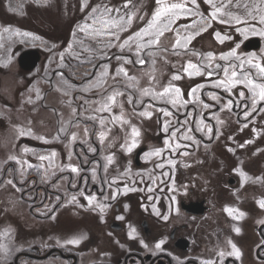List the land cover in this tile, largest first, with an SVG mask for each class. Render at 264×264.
I'll list each match as a JSON object with an SVG mask.
<instances>
[{"label": "rangeland", "instance_id": "374dc122", "mask_svg": "<svg viewBox=\"0 0 264 264\" xmlns=\"http://www.w3.org/2000/svg\"><path fill=\"white\" fill-rule=\"evenodd\" d=\"M173 3L186 9L160 17L149 28L157 10ZM105 7L118 11L105 12ZM216 8L220 11L213 20ZM262 16L264 0H197L195 5L190 0H0V264H13L15 254L25 247L31 258L51 246L69 248L81 253L79 264L121 259L131 252L132 242L143 248L136 243L139 235L128 228L105 234L101 226L111 221L109 211L100 210L105 216L99 217L91 208L95 199L90 202L77 192L81 174L97 183L98 166L111 185L109 198L117 199L116 189L122 190L119 202L132 198L133 204H126L130 225L136 220V204L141 208L145 198L163 196L158 192L163 184L164 198L150 202L161 203L159 213L169 228L175 222L167 215L170 190L177 188L183 197L192 188L198 198L207 197L211 213L195 220L205 224L210 242L198 236L196 250L198 255L219 256L221 195L227 179H247L250 187L244 197L253 201L255 186L264 198V110L253 111L264 109V101L252 105L248 88L228 84L233 70L237 78L249 72L256 79L253 65L264 66V36L258 34L264 31ZM251 38L260 39L261 47L245 52L243 45ZM233 49L239 60L228 56ZM27 50L40 53L38 67L28 73L16 61ZM189 62L198 73L184 71ZM67 73L77 77L78 84ZM174 75L180 78L172 79ZM165 88L169 92L160 96ZM164 111L171 115L164 116ZM145 112L150 117L141 115ZM141 148L145 152L138 168L134 156ZM157 150L160 155H150ZM160 165L180 170L166 175ZM15 181L26 183L24 190L33 188L23 200ZM67 184L74 192L66 190ZM46 189L64 197L55 212L58 196H48L41 207ZM32 205L37 216L31 214ZM242 213V230L252 232L251 218ZM92 236L101 241L95 247L87 244ZM31 242L38 246H29ZM19 261L67 264L56 258Z\"/></svg>", "mask_w": 264, "mask_h": 264}, {"label": "flooded vegetation", "instance_id": "af4514ba", "mask_svg": "<svg viewBox=\"0 0 264 264\" xmlns=\"http://www.w3.org/2000/svg\"><path fill=\"white\" fill-rule=\"evenodd\" d=\"M140 165L136 166L140 168ZM89 167L90 166H88V168ZM82 168L85 169L81 166V169ZM163 169H165L164 171L166 175L168 173L176 175V173L180 170L179 166H163L162 171ZM101 170V166H98L97 175L99 178L97 183L91 182V178H88L89 175L81 174L80 180L77 183V192H81L86 199L94 197L95 204L94 206L91 205V208L93 212H98L99 217L103 214L100 210L105 213L109 211L107 214H109L111 221L109 219L110 222L101 226V229L105 234L111 235V232H122L128 228V232H133L139 235L140 242L136 243L143 248L140 249L135 247V244L132 242V244H130L131 252H129V254H125L123 258L117 259L116 261L98 260L92 264H264V208L259 206V202L264 201V198L260 197V194H258L259 189L254 188L255 186L252 187L253 192L256 193V195H252L253 201H250L248 197V199L244 197V193L249 192L248 188L250 187L247 179H227L225 186H223L224 188H222L224 192V194L222 193L221 195L222 198L224 197L222 217L224 220H222V247L220 253H223V255L215 256L213 258L207 254L198 255V251L196 250L198 236L204 237V243L210 242L206 239L207 231L205 224H196L195 220L200 219L197 217H203L211 213L212 206H210L207 197L198 198L195 190L192 188H189L183 197H180V192L177 188L170 190V194L166 195L168 199L165 201L167 202V215L171 217L170 219H174L175 222L174 225L169 228L168 226H165L168 225V223L163 222L164 219L159 213L160 210H163L161 203L160 205L154 203L159 202L158 197L164 198L165 186L163 184L161 189L158 190V192H163V196H161V193H158L155 196V200H150L149 198L147 200L145 198L144 202L141 204V208L140 205L136 204L137 207H134L135 215H137L135 218L136 220L130 225V220L126 218V214L130 213L129 207H127L126 204L129 205L132 198L129 197L128 199L119 202L117 199L121 198L122 190L120 189H116L117 199L113 197L109 198L111 185L105 183L106 181L103 179V176H101ZM85 178V184H83V180ZM28 180L31 182L32 178L30 177ZM69 180L70 182L73 181L71 179ZM25 184L26 183L19 184L15 181L16 188L21 191L20 199L22 200L25 193L33 189L30 187L29 189L24 190ZM66 190L74 192L70 189V184H67ZM229 190L233 192L231 195L228 194ZM43 195L44 199L41 207L48 203V196H58L57 198H59V200L52 207V212L58 210L64 203V197H61L59 193H54L50 189L43 190ZM228 195L229 198H227ZM86 199H82L83 202L87 201ZM229 199L231 200L228 202ZM34 201H36V199L33 200V202ZM150 201L154 202L152 203ZM34 207L35 206L32 205L30 207V211L33 216H37L33 214ZM86 208L87 207L85 205L81 207L80 210L83 211ZM226 208L233 209V214L229 215L228 212L225 211ZM236 208H238V210L241 208V211L235 210ZM243 211L247 214L249 219L251 218V220H249L250 223L248 228H252V232L248 233L242 230L245 226L244 223L246 215H243V217L240 218L239 214ZM103 216L105 215L103 214ZM233 217L239 218L234 219ZM235 228H241L240 232H235ZM88 233L89 235H93L92 231H88ZM80 234L81 233H79V235ZM141 234L142 239L140 236ZM207 238L211 240V236L207 235ZM128 240L132 241V237L128 238ZM99 241L92 236L87 240V244H90L88 245L90 247H95ZM150 241L152 243H150ZM229 241H231V243H229ZM32 242L29 246H38ZM158 243H160L159 248L156 247ZM233 245H235L236 249L240 252V256L238 258L234 254L230 255V253L233 252ZM28 250L29 249L27 247L19 250L15 254L12 263L20 264L19 260L21 258H30L33 260L41 259L42 261L56 258L66 262L67 264H79V256L81 254L80 252H73V250L69 248L51 246L48 250H46L44 255L31 258L29 254L25 253V251ZM88 250H90V248H88Z\"/></svg>", "mask_w": 264, "mask_h": 264}, {"label": "snow or ice", "instance_id": "6c2138e0", "mask_svg": "<svg viewBox=\"0 0 264 264\" xmlns=\"http://www.w3.org/2000/svg\"><path fill=\"white\" fill-rule=\"evenodd\" d=\"M190 2L193 5H195L196 2H197V0H190ZM207 2L212 3V0H207ZM157 3L158 4L159 3H162V0H157ZM124 6L127 7L128 6L127 3ZM213 7H215L214 4H213ZM176 9L185 10L186 9V5L185 4H182V3L181 4L173 3L170 6H163V7H161L160 9L157 10V12L155 13V15L153 17V20L149 23V28L153 27V25L155 24V22L157 20H159L160 17L165 16L166 14L168 16L175 15V11L174 10H176ZM94 11H95V9H94ZM104 11L105 12H111V11H118V9H110V8L105 7ZM219 11H220V8H216V11L212 13V19L213 20H215L217 18L216 13L219 12ZM260 20H261V23H264V16H262L260 18ZM169 22H171V21H169ZM237 22H239V21H237ZM144 31L146 32L147 30H144ZM237 31H240V29H237ZM244 31L247 32L248 29H245ZM252 31H253V34H257L255 32V29H253ZM258 34L264 36V31H261ZM137 35H140V33H137ZM159 35H163V32H160ZM156 42L158 43V40ZM179 43L180 42L177 41V45ZM228 56H236V58L238 60L240 59V57L237 56L235 49H233L232 51H230L228 53ZM221 59H227V56H221ZM138 63L143 64L144 61L143 60H139ZM248 63L251 64V60H249ZM235 67L236 66H233V69H235ZM253 67L257 70L256 79L264 80V66H262L259 63H256V64L253 65ZM239 68L240 69H243L244 68V61H241L240 65H239ZM188 69H194L197 73L199 72V68H197L196 65H194V64H192L190 62L188 64L187 68L184 69V71L185 72H188ZM118 71L119 72H123L124 70L121 68ZM223 71L225 72V75L227 76L228 69L225 68V69H223ZM241 74H242L243 78L242 79L237 78V71L236 70H233L231 72V77L228 80V84L231 85V86H234L236 84H243L246 88H248L249 92L251 93V103H252V105H256L258 102L264 101V83L256 82V79H254L253 76H252V74L249 73V72H242ZM125 75H126V73H125ZM209 75H211V73H209ZM179 78L180 77L177 76V75H174L172 77V79H179ZM219 83L221 85L225 84L224 81H220ZM168 92H169V88H165L164 91H163V93H160L159 95L160 96H163V95L167 94ZM176 92L179 93V89H176ZM193 92H194V90H193ZM119 94L120 93H117V95H119ZM145 94L147 95V92H145ZM239 95H240V97L242 99L245 98V93L244 92H240ZM109 99L114 101V97H110ZM213 99H215V97H213ZM172 103L175 104L176 101L173 100ZM229 104H231V101H229ZM258 110H264V109H256V108H253V111H258ZM141 115L150 117L151 114L148 113V112H145V113H141ZM163 115L164 116H170L171 113L170 112H167V111H164L163 112ZM245 115L248 116L249 113L246 112ZM167 130H168V128L165 127V131H167ZM138 135H139V133L136 131V129H133V136H138ZM172 136L173 137L176 136V132L175 131L172 133ZM183 138H185V139H191L190 136H185ZM166 143H167V141H166ZM134 146L135 145L133 144L132 147H134ZM242 146L243 145H241V147ZM177 147H179V145H177ZM127 150L128 151H131V147H129ZM151 154L160 155V151L157 150L155 153H150V155ZM186 154L187 153H185V155ZM40 159L43 160V159H45V157L41 156ZM110 160H111V157H109V161ZM171 163H173V162L172 161H169V164H171ZM160 167H163V165H160ZM71 170L73 172H76L77 171L76 168H72ZM88 199L91 202L94 199V197H89ZM259 206L261 208H264V201H260L259 202ZM225 211L228 212L229 215H232L233 212H234V210L233 209H230V208H226ZM243 215H244V213H240V217H242ZM164 218L167 219V217H164ZM235 218H239V217H235ZM234 231L237 232V233H239L240 232V229L239 228H235ZM76 242L77 241H70V243H76ZM161 243H163V242H161ZM229 243H231V241H229ZM156 247L159 248L160 247V243H158L156 245ZM232 248H233V252L230 253V255L234 254L238 258L240 256L239 250L236 249L235 245H233ZM220 255H223V253H220Z\"/></svg>", "mask_w": 264, "mask_h": 264}, {"label": "water", "instance_id": "95a60500", "mask_svg": "<svg viewBox=\"0 0 264 264\" xmlns=\"http://www.w3.org/2000/svg\"><path fill=\"white\" fill-rule=\"evenodd\" d=\"M259 47H260L259 40L254 38L247 41L243 46V49L245 51H255ZM38 60H39L38 54L34 51H29L21 55V57L18 60V64L20 68L28 71V70H32L36 66ZM142 151L143 150H140L139 152L136 153L135 162L139 160Z\"/></svg>", "mask_w": 264, "mask_h": 264}, {"label": "trees", "instance_id": "16d2710c", "mask_svg": "<svg viewBox=\"0 0 264 264\" xmlns=\"http://www.w3.org/2000/svg\"><path fill=\"white\" fill-rule=\"evenodd\" d=\"M78 74H79V72H77ZM67 75H68V77L71 79V80H73V79H76V81L75 82H78L77 80H79L77 77H73L71 74H68L67 73Z\"/></svg>", "mask_w": 264, "mask_h": 264}, {"label": "bare ground", "instance_id": "6f19581e", "mask_svg": "<svg viewBox=\"0 0 264 264\" xmlns=\"http://www.w3.org/2000/svg\"><path fill=\"white\" fill-rule=\"evenodd\" d=\"M36 51H37V50H36ZM37 52H38V51H37ZM22 53H24V52H22ZM22 53H21V54H22ZM38 54H39V58H40V53L38 52ZM19 56H20V54H19ZM19 56H18V57H19ZM18 57H17V60H18ZM17 60H16V61H17ZM39 62H40V60H39ZM39 62H38V64L36 65L35 69L38 67ZM33 70H34V69H33ZM24 72H26V71H24ZM26 73H28V72H26ZM66 75H67V74H66Z\"/></svg>", "mask_w": 264, "mask_h": 264}]
</instances>
